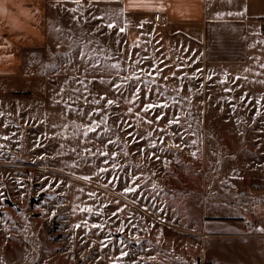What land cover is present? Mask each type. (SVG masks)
<instances>
[{
	"label": "rangeland",
	"instance_id": "rangeland-1",
	"mask_svg": "<svg viewBox=\"0 0 264 264\" xmlns=\"http://www.w3.org/2000/svg\"><path fill=\"white\" fill-rule=\"evenodd\" d=\"M55 21L43 100L0 97V264H251L257 234H222L264 228V70L212 65L154 17Z\"/></svg>",
	"mask_w": 264,
	"mask_h": 264
},
{
	"label": "crops",
	"instance_id": "crops-1",
	"mask_svg": "<svg viewBox=\"0 0 264 264\" xmlns=\"http://www.w3.org/2000/svg\"><path fill=\"white\" fill-rule=\"evenodd\" d=\"M72 10L115 26L130 17L159 16V22L199 45L208 63L243 75L264 70V0H0V97L43 100L47 80L35 54L49 43L57 15ZM259 204L264 209V200ZM253 228L237 221L222 235L255 233L263 245L264 231ZM252 258L251 264H264V252Z\"/></svg>",
	"mask_w": 264,
	"mask_h": 264
},
{
	"label": "snow or ice",
	"instance_id": "snow-or-ice-1",
	"mask_svg": "<svg viewBox=\"0 0 264 264\" xmlns=\"http://www.w3.org/2000/svg\"><path fill=\"white\" fill-rule=\"evenodd\" d=\"M76 2H79V0H76ZM229 2H231V0H229ZM232 13H229V15H231ZM238 14H240V15H242L243 13H238ZM142 26V25H141ZM107 27H116L114 24H108L107 25ZM125 29L124 28H120L119 29V31H121V32H123ZM111 67L112 68H116V69H118L120 66H119V64H114V65H111ZM149 75H151V73H149ZM167 77H165V79H166ZM137 79H139V77H137ZM117 89H119L120 87H121V85H116L115 86ZM136 93V90L135 89H133V94H135ZM137 98H139L138 96H137ZM95 103H99V101H95ZM114 102L112 101V100H108L107 101V104L108 105H112ZM166 107H168V105L167 104H158V103H151V102H149V103H147L145 106H144V108H143V110L145 111V112H150L153 108H161V109H163V108H166ZM156 119L157 120H162V119H164V115H158L157 117H156ZM151 122V121H150ZM169 123H172V124H177V123H179V120H178V118H176V117H173L171 120H169L168 121ZM95 131V128L94 127H90V128H88L87 129V131L84 133V135H87L88 134V132H94ZM161 131H163V129H161ZM128 135L129 136H132L133 134L132 133H128ZM181 139H183V136H182V134H181ZM161 142H163V141H161ZM108 143L109 144H115V141H113V140H109L108 141ZM152 147L153 148H155L156 147V145L155 144H153L152 145ZM177 147H178V145H177ZM73 150H75V149H73ZM87 151H91L90 149L89 150H87ZM141 151H143V149H141ZM100 155H103V156H108L109 155V153L108 152H101V153H99ZM113 155H115V154H113ZM153 155L155 156V154L153 153ZM155 158L156 159H159V156H155ZM102 171H106V169H102ZM84 179H90V177H84ZM126 191H128V192H132V191H135V189L134 188H126ZM91 195V194H90ZM261 231H264V229H261Z\"/></svg>",
	"mask_w": 264,
	"mask_h": 264
},
{
	"label": "built area",
	"instance_id": "built-area-1",
	"mask_svg": "<svg viewBox=\"0 0 264 264\" xmlns=\"http://www.w3.org/2000/svg\"><path fill=\"white\" fill-rule=\"evenodd\" d=\"M157 20H159V16H157Z\"/></svg>",
	"mask_w": 264,
	"mask_h": 264
}]
</instances>
